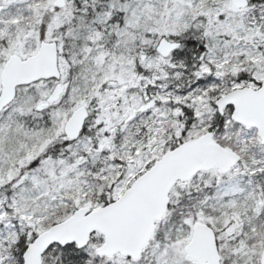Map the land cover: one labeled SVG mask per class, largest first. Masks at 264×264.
I'll return each instance as SVG.
<instances>
[{"label":"snow or ice","instance_id":"6c2138e0","mask_svg":"<svg viewBox=\"0 0 264 264\" xmlns=\"http://www.w3.org/2000/svg\"><path fill=\"white\" fill-rule=\"evenodd\" d=\"M0 264H264V0H0Z\"/></svg>","mask_w":264,"mask_h":264}]
</instances>
